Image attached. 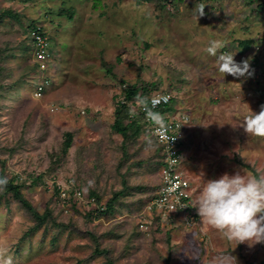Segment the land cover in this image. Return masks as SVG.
Masks as SVG:
<instances>
[{
  "label": "rangeland",
  "instance_id": "1",
  "mask_svg": "<svg viewBox=\"0 0 264 264\" xmlns=\"http://www.w3.org/2000/svg\"><path fill=\"white\" fill-rule=\"evenodd\" d=\"M34 26L55 51L48 73L29 46ZM246 38L251 45L241 44ZM211 39L237 62L250 57L257 74L218 71L205 51ZM45 73L53 83L37 97ZM124 82L160 85L153 93L172 94L168 110L189 117L183 169L193 202L204 180L264 173V137L242 126L264 104V0H0V177L41 214L52 212L39 225L0 186V250L13 264L263 261L264 243L223 238L195 207L189 223L185 214L166 220L147 210L161 185L162 150L129 117L126 136L112 128Z\"/></svg>",
  "mask_w": 264,
  "mask_h": 264
},
{
  "label": "clouds",
  "instance_id": "2",
  "mask_svg": "<svg viewBox=\"0 0 264 264\" xmlns=\"http://www.w3.org/2000/svg\"><path fill=\"white\" fill-rule=\"evenodd\" d=\"M203 8L199 10V16L204 14ZM223 47L222 41L211 39L205 48L208 55L216 57L218 71L236 78H246L253 74L250 57L237 62L234 59L236 53L219 51ZM161 101L166 102L167 97H136V103L144 108L147 119L157 129L166 127L163 115L153 110ZM149 104L151 107H148ZM242 126L247 134L264 137V104L258 112L251 110L244 117ZM146 143L151 145V139ZM6 183L7 178L0 177V186ZM193 207L200 221L223 238L235 240L237 244L247 242L250 246L264 243V173L247 175L236 171L231 175L224 173L218 178L204 180ZM232 258L237 264L236 258ZM0 264H13L7 250H0Z\"/></svg>",
  "mask_w": 264,
  "mask_h": 264
},
{
  "label": "built area",
  "instance_id": "3",
  "mask_svg": "<svg viewBox=\"0 0 264 264\" xmlns=\"http://www.w3.org/2000/svg\"><path fill=\"white\" fill-rule=\"evenodd\" d=\"M30 36L33 59L37 62L40 70L48 73L55 58L51 39L45 31L41 30V27L32 29ZM47 73L35 86L34 94L37 97L43 95V90L50 83V75L47 76ZM160 96L167 97V101H161L153 110L163 115L166 123L165 128L157 129L147 119L144 108L139 104H136L129 114V121L143 118L150 135L155 137L162 146L161 185L157 193L150 199L147 210L152 214L157 213L158 216L164 217L166 220L172 216L177 217L185 214L187 215V217L185 216L187 223H189V219L193 218V212L191 211L194 208L193 186L183 169L186 160L185 146L188 139L186 123L189 117L185 113L174 114L171 110H168L172 104V94L170 92H157L151 97L158 98ZM148 107H151V105L149 104ZM74 192L78 199H83L84 193L81 190L75 189ZM140 225L145 228V223L140 222Z\"/></svg>",
  "mask_w": 264,
  "mask_h": 264
},
{
  "label": "trees",
  "instance_id": "4",
  "mask_svg": "<svg viewBox=\"0 0 264 264\" xmlns=\"http://www.w3.org/2000/svg\"><path fill=\"white\" fill-rule=\"evenodd\" d=\"M34 28H37V27L34 26L32 29H34ZM41 30L44 31L43 29H41ZM30 31L28 32L29 33L28 36H29V39L31 40ZM252 41H253V39L246 38L245 40H243L241 42V44L243 46H249V45L252 44ZM29 46H30V49H32L31 43H29ZM253 68H254V72L257 73L258 70L256 69V67H253ZM52 83H53L52 78H50V83L48 85H46L45 89L43 90V95L45 94V92L47 91L49 86L52 85ZM28 85L29 84L26 82L23 85V87L28 88L27 87ZM35 86H36V84L34 85L33 90H35ZM156 87L159 88L160 85L155 84V83L147 84V85H137V84H133L132 85V84H127V83L124 82L123 88H122L121 92L119 93V95H118L119 98L117 99V102H116V105H117L116 106L117 118H116V121L114 122L112 128L114 130H116L117 132H119L120 134H122L123 136H126L127 135V127L124 126V123H123L124 116L127 117V118L129 117L130 112L134 109L135 105L137 104L136 103V97L137 96H150L151 97L153 94L156 93V91H155V93H153L154 92L153 90H155ZM172 100H173V97H172ZM122 101H124V102H122ZM170 108H173V106L170 107ZM132 125L136 128V131L138 130L139 132H142V130L146 129V124L143 121V118H139V119L133 121ZM66 135L68 137H71L72 134L71 133H67ZM70 146H71V143L67 139L65 141V144H64V151H68ZM160 147H161V150H162V146L161 145H160ZM162 163H163V161L161 159V165H160L161 167H162ZM2 177H5V176H2ZM3 187L6 189L7 192L8 191L13 192L15 198L20 202V204L27 211H29V213L31 215H33V217L35 219L38 220V224L39 225L44 224V223L49 221V218L52 216L51 210L48 209L44 213L41 214L37 210V208L33 205V203L24 196V194H23V192H22V190H21L19 185L13 183L12 180L7 178V183L5 185H3ZM115 197H113L108 202V208L110 209V211H112L113 203H115V201L117 199ZM191 211L194 213L193 209H191ZM254 264H264V260L259 262V263H254Z\"/></svg>",
  "mask_w": 264,
  "mask_h": 264
}]
</instances>
